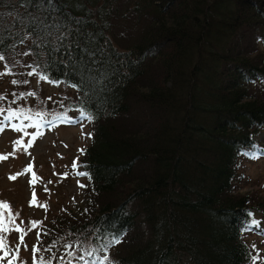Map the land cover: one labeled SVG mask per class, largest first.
Segmentation results:
<instances>
[{
	"label": "trees",
	"instance_id": "16d2710c",
	"mask_svg": "<svg viewBox=\"0 0 264 264\" xmlns=\"http://www.w3.org/2000/svg\"><path fill=\"white\" fill-rule=\"evenodd\" d=\"M0 56V114L94 117L31 264H264V0H0Z\"/></svg>",
	"mask_w": 264,
	"mask_h": 264
},
{
	"label": "rangeland",
	"instance_id": "374dc122",
	"mask_svg": "<svg viewBox=\"0 0 264 264\" xmlns=\"http://www.w3.org/2000/svg\"><path fill=\"white\" fill-rule=\"evenodd\" d=\"M0 74H2L0 75L1 87L8 83L9 77L5 71ZM42 87L45 92H56L60 85L45 80ZM7 114L4 110L0 114V121H3V131H0V155L8 156L6 160L0 161V202L10 205L16 224L30 230L23 244L20 243V234L17 232L12 231L4 235L11 249H19V259L15 264H31L36 255L33 253V248L38 246L40 241L38 234L41 228L40 224L36 228H31V224L36 222V219H49L51 214L63 205L79 201L83 178L76 174L79 172L77 159L81 154L80 150L90 141L88 136L90 127L86 124V118L80 117V111L68 113L67 118L73 121L72 123L54 121V126L49 125L48 121L54 119L46 113L42 127L39 129L43 135L38 137L33 147L25 152L22 149L17 150L15 142L23 140L27 144L31 135L38 130L29 126L33 123L32 121L19 118L5 121L4 117ZM34 119L39 120L40 117ZM21 123L26 125L23 131L18 132L12 128L13 124ZM25 132L28 133L27 136ZM255 138L260 140L261 145L256 148L257 155L250 158L241 168L244 172L243 179L239 182V192L256 190L264 196V129L256 134ZM74 163L76 167H73ZM29 166L32 172L18 175L15 180L10 179L11 176L24 172ZM33 173L37 178L35 184L30 183ZM33 193L37 201L35 205L30 204ZM41 205H47V208ZM17 213L19 215H16ZM7 215L5 211L6 219ZM261 226L264 227V219L261 220ZM9 227L11 228L12 225ZM262 245L264 249V243ZM94 261L93 253L90 251L81 260L83 264L85 262L93 264Z\"/></svg>",
	"mask_w": 264,
	"mask_h": 264
},
{
	"label": "snow or ice",
	"instance_id": "6c2138e0",
	"mask_svg": "<svg viewBox=\"0 0 264 264\" xmlns=\"http://www.w3.org/2000/svg\"><path fill=\"white\" fill-rule=\"evenodd\" d=\"M4 57L0 56V60H3ZM32 73H29V75H31ZM2 75V74H0ZM41 79H48L47 76H42L40 77ZM13 83H17L16 81H13ZM27 95L32 96L35 95V93H27ZM4 99L2 96H0V100ZM2 111V110H0ZM36 117H40L39 120H35L34 117L30 114H28V112L24 111V110H20V111H14L9 109L8 110V114L4 117L5 121H11L13 118H19L21 120H25V121H32L33 123L29 126L36 128L38 131L36 133H34L33 135H31V138L29 139L28 143L25 144L23 142V140H17L16 143V147L17 150H23L25 152H27L28 149L32 148L36 139L40 136L43 135V133L41 131H39V129L42 127V121H43V114L40 112L35 113ZM80 117L81 118H86L88 121H92L94 119L93 115L86 111L81 109L80 111ZM54 121H61V122H69L72 123L73 121L68 120L66 115H56L54 117L53 121H48L50 126H54ZM26 127V125H24L23 123L21 124H13L12 128L16 131H23L24 128ZM0 131H3V121H0ZM26 136L28 135L27 132L24 133ZM88 136L90 137L91 134L89 133ZM81 153L84 152L83 149L80 150ZM8 158V156L6 155H0V161L6 160ZM73 167H76V164L74 163ZM27 172H32V168L29 166L28 168L25 169L24 172L19 173L17 175H13L10 177V179L15 180L17 179L18 175H23ZM77 176L80 177H87L88 179H91V176L88 172H77L76 173ZM36 176L33 173L32 179L30 181L31 184H35L36 183ZM81 187H83V185H81ZM37 203L36 201V197H35V193H33V198L30 201V204L35 205ZM45 208H47V205H41ZM5 211H7L8 215H7V219L5 218ZM16 215H19L18 213ZM259 222L253 220L251 222V226H258ZM9 225H12V227L10 228ZM38 226L37 222H33L31 224V228H36ZM250 226V227H251ZM30 229H24L22 228L20 225L15 223V216L13 215V213L11 212L10 209V205L6 202H0V253H2V255H0V264H15V262L19 259V249H11L9 247V243L8 240L6 239L4 233H9V232H17L19 233V240L20 243L23 244L24 243V238L27 235L28 231ZM38 239H39V234H38ZM120 240L119 239H115L113 241H109L108 243H119ZM41 249L40 248H33V253L35 255V253H38ZM50 250V249H49ZM69 255H71V253H69ZM11 257V258H9ZM105 260H107L108 258L105 257ZM255 260V258H254ZM40 264H44L43 260L40 261Z\"/></svg>",
	"mask_w": 264,
	"mask_h": 264
}]
</instances>
